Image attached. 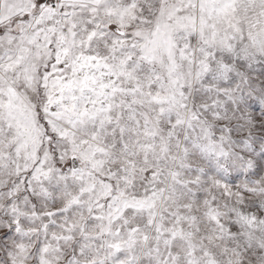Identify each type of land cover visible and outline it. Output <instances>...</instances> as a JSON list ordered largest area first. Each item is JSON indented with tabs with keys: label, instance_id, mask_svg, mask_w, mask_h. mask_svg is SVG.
Returning <instances> with one entry per match:
<instances>
[{
	"label": "snow or ice",
	"instance_id": "snow-or-ice-1",
	"mask_svg": "<svg viewBox=\"0 0 264 264\" xmlns=\"http://www.w3.org/2000/svg\"><path fill=\"white\" fill-rule=\"evenodd\" d=\"M0 264H264V0H0Z\"/></svg>",
	"mask_w": 264,
	"mask_h": 264
}]
</instances>
